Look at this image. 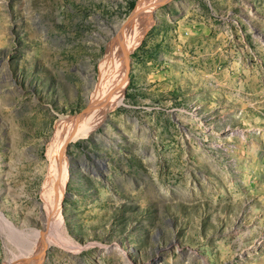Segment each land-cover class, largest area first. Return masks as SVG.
<instances>
[{"label": "rangeland", "instance_id": "rangeland-1", "mask_svg": "<svg viewBox=\"0 0 264 264\" xmlns=\"http://www.w3.org/2000/svg\"><path fill=\"white\" fill-rule=\"evenodd\" d=\"M147 3L0 0V264H264V0L156 8L103 115Z\"/></svg>", "mask_w": 264, "mask_h": 264}, {"label": "bare ground", "instance_id": "bare-ground-1", "mask_svg": "<svg viewBox=\"0 0 264 264\" xmlns=\"http://www.w3.org/2000/svg\"><path fill=\"white\" fill-rule=\"evenodd\" d=\"M142 1H144V0H142ZM149 1L152 3L151 4L149 3L150 5L147 3L149 6L147 5V7L144 8V10H145V13L143 12L144 14L138 15L136 13L138 16L132 17L131 19H129L128 22L125 23L118 45L116 43V45H117L116 48H113L112 50H110L112 47L111 48L109 47L110 51L107 50V51H109L108 55L104 56L103 61H101V63H100L99 76H100V80L102 81V83L105 86L107 84H109V77H107V76L109 74L113 73L115 71V69L120 70L119 77L116 80L114 87L110 92L108 100L106 101V105H105L106 110L102 112L103 115H104V113H106V111L109 108H111V106H113L115 103H117L118 100L120 101L121 95L124 91V88H125V85L127 82L128 60H129L128 54L130 51L133 50L134 47H136L139 44V42L142 39L147 28L151 25V23L153 21L152 17H151V14H152L151 13V7L155 3H157L159 0H154V1L149 0ZM145 2H148V1H145ZM138 5H139L138 6L139 8H137V9H138V11H140L141 7L143 8V6H141V5H143V2H140V3L138 2ZM87 116H88L87 114L82 115L77 120V122L74 124V127L70 132L69 141L73 137L79 136L81 134H85L88 131H90L91 125L94 126L93 122H95V124H96L97 121L100 120V118L99 119L98 118L87 119ZM72 124H73V122L71 124H69V126L71 127ZM69 131H70V128L64 134V136L67 135V133ZM64 140H65V137L63 138V140L61 142L62 153H63V149H64ZM61 158H62L63 175H62V179L59 183V186L56 188L55 200L53 202L51 213H50V216L48 217V221H46L44 224V233H42V237H43V235H45V233L47 231L49 232L51 227L53 229L54 228L57 229L58 227H60V224H61L60 201H61V197H62L63 185L65 183V179L68 176V166H67V162H66V158H65L64 153L62 154ZM38 252H40V251H38Z\"/></svg>", "mask_w": 264, "mask_h": 264}, {"label": "water", "instance_id": "water-1", "mask_svg": "<svg viewBox=\"0 0 264 264\" xmlns=\"http://www.w3.org/2000/svg\"><path fill=\"white\" fill-rule=\"evenodd\" d=\"M168 0H159L157 3H155L152 7H151V13L153 14L154 10L158 7H160L161 5H163L165 2H167ZM154 18V16H153ZM91 106V102H87L85 109H83L82 111H80L79 113L76 114L73 124L70 127V131L67 133V135L65 136V140H64V149H63V153L65 154L68 148V142H69V138H70V132L74 127V124L77 122V120L83 115V112L85 110H87L89 107ZM59 161L57 162L56 166H59Z\"/></svg>", "mask_w": 264, "mask_h": 264}]
</instances>
